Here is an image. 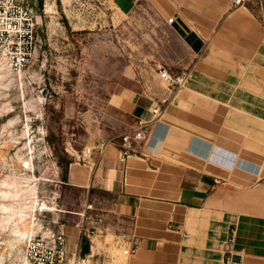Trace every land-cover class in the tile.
Returning <instances> with one entry per match:
<instances>
[{
    "label": "crops",
    "instance_id": "0c3cea01",
    "mask_svg": "<svg viewBox=\"0 0 264 264\" xmlns=\"http://www.w3.org/2000/svg\"><path fill=\"white\" fill-rule=\"evenodd\" d=\"M112 2L123 16L147 3L191 59L181 86L162 67L146 81L133 71L108 105L144 138L99 141L70 165L69 183L94 192L114 228L83 261L264 264L263 23L235 0Z\"/></svg>",
    "mask_w": 264,
    "mask_h": 264
},
{
    "label": "rangeland",
    "instance_id": "374dc122",
    "mask_svg": "<svg viewBox=\"0 0 264 264\" xmlns=\"http://www.w3.org/2000/svg\"><path fill=\"white\" fill-rule=\"evenodd\" d=\"M248 4L264 20V0ZM0 8L16 30L34 24L23 66L24 43L0 40V264H21L26 240L51 232L67 236L71 257L104 264L84 262L80 250L83 238L112 233L111 219L94 192L69 183L70 165L99 141H134V120L108 105L133 85V71L142 81L159 67L177 77L191 56L147 3L129 16L112 0H0Z\"/></svg>",
    "mask_w": 264,
    "mask_h": 264
},
{
    "label": "built area",
    "instance_id": "2783aa9c",
    "mask_svg": "<svg viewBox=\"0 0 264 264\" xmlns=\"http://www.w3.org/2000/svg\"><path fill=\"white\" fill-rule=\"evenodd\" d=\"M243 2L244 0H235V4L237 5ZM12 16L13 14H10L8 10L0 8V40L16 37L20 41L14 42V44L11 43L13 47L17 44L21 46L24 43V47H20L21 56L19 58V64L23 66L24 63L28 62L33 53L34 24L27 18L24 24L16 30L18 23ZM13 47L9 48V50H12ZM160 73L172 85L181 86L187 78L186 74L172 77L165 69H162ZM154 113L158 114L159 109H155ZM136 138H144L143 132L138 131ZM103 146V143L98 142L93 148L87 147L85 152L91 154L96 147L102 152ZM77 157H80L78 152ZM41 210L43 209L40 208ZM125 253H128V251H125ZM21 264H83V262H81L80 258L76 259V255L75 257H71L69 241L66 235L51 232L48 236H30L26 240Z\"/></svg>",
    "mask_w": 264,
    "mask_h": 264
},
{
    "label": "trees",
    "instance_id": "16d2710c",
    "mask_svg": "<svg viewBox=\"0 0 264 264\" xmlns=\"http://www.w3.org/2000/svg\"><path fill=\"white\" fill-rule=\"evenodd\" d=\"M242 5L246 6L254 15L255 17H257L264 25V20L259 17L254 10L252 9V7L248 4V0H244V2L242 3ZM91 253V242L87 239V238H83V242H82V248L80 250V254L81 256L85 257L86 255Z\"/></svg>",
    "mask_w": 264,
    "mask_h": 264
},
{
    "label": "bare ground",
    "instance_id": "6f19581e",
    "mask_svg": "<svg viewBox=\"0 0 264 264\" xmlns=\"http://www.w3.org/2000/svg\"><path fill=\"white\" fill-rule=\"evenodd\" d=\"M31 229V228H30ZM32 232V231H31Z\"/></svg>",
    "mask_w": 264,
    "mask_h": 264
}]
</instances>
